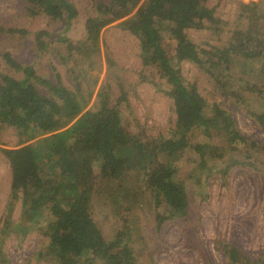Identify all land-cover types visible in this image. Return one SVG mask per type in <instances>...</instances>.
<instances>
[{
  "label": "rangeland",
  "instance_id": "obj_1",
  "mask_svg": "<svg viewBox=\"0 0 264 264\" xmlns=\"http://www.w3.org/2000/svg\"><path fill=\"white\" fill-rule=\"evenodd\" d=\"M66 1L77 10L70 21L33 15L24 0H0V83L2 75L23 76L22 69L5 61L4 53L8 52L42 79L57 84L59 75L82 112L97 111L99 95H106L127 132L141 133L149 141L170 136L175 114L172 99L164 92L170 83L156 62L142 56L146 36L138 26L144 20L145 0L133 6H114L112 0ZM238 1L252 0L207 1L223 23L220 34L214 33L209 22L203 28L180 33L167 22L158 21L157 42L169 57L186 50V40L198 50L222 48L240 23ZM253 1L264 13V0ZM259 16L263 21V15ZM9 28L23 31L9 33ZM253 51L252 56L233 54L229 65L217 62L200 67L183 60L178 66L183 82L195 83L208 107L218 104L227 109L248 142L253 139L258 143L254 155L264 159V96L260 93L264 90V44ZM33 80L41 92L53 95L45 84ZM210 133L207 136L195 127L188 133L189 145L176 156L158 155L161 162L177 168L175 177L182 183L188 202L183 210L166 215L160 226L152 191L157 180L134 173L130 183L136 194L129 204L105 185L102 161L92 158L87 175L92 218L107 243L119 241L120 246L130 249L133 264H231L217 248V241L227 242L257 264H264V169L245 162L224 172L230 158L240 159L246 146L228 143L217 130ZM19 143L16 130L0 123V148ZM203 143L210 149L221 147L223 157L209 152L206 165L201 167L195 147ZM10 184V165L0 152V236L8 259L5 264H25L47 246L43 229L49 215L27 226L30 222L21 216L20 200L9 214ZM80 206L67 198L68 211L76 212ZM37 263L49 264L43 259Z\"/></svg>",
  "mask_w": 264,
  "mask_h": 264
},
{
  "label": "trees",
  "instance_id": "obj_2",
  "mask_svg": "<svg viewBox=\"0 0 264 264\" xmlns=\"http://www.w3.org/2000/svg\"><path fill=\"white\" fill-rule=\"evenodd\" d=\"M24 1L33 15L44 14L50 19L66 17L68 21L77 15L76 8L66 0ZM139 1L112 0V4L133 6ZM207 1H144V20L138 26L146 36L142 56L146 61L156 62L167 77L170 87L164 92L172 99L175 114L171 135L155 141L145 139L141 133L127 132L117 108L110 105L106 95H99L97 111L82 112L71 91L61 84L59 75L57 84L42 79L33 73L31 67H22L10 53H4L5 61L15 69H22L23 73L20 78L2 75L0 83V123L13 127L20 137L18 145L0 148L11 169L7 210L10 214L20 200L21 216L30 222L29 227L38 223L44 214L49 215L43 229L48 237L47 246L25 264H38L41 259L49 264H133L130 249L120 246L119 241L107 243L92 218L89 206L91 187L87 178L92 158L102 161L100 168L105 185L111 188L115 197L129 204L133 203L136 194L130 183L134 173L157 180L152 191L157 203L158 226L166 215L172 216L188 204L183 185L175 177L177 168L161 162L158 155L176 156L189 145L188 133L195 127L202 128L207 136L217 130L228 143L240 142L246 146L240 159L230 158L224 172L245 162L264 169V159L254 155L258 143L253 139L248 142L227 109L218 104L208 107L196 84L183 82L178 66L183 60L200 67L217 62L229 65L233 54L252 56L253 49L264 44V20L261 21L259 16L262 14L264 18V13L258 2L238 1L240 23L232 29L222 48L198 50L192 41L186 40L187 49L169 57L157 42L158 21L167 22L180 33L190 28H203L205 22H209L215 34L223 32L220 17ZM7 31L23 30L9 28ZM33 79L45 84L53 95L41 92ZM260 93L264 96V90ZM36 137V141H30ZM195 148L201 167L206 165L209 152L217 158L223 157L219 146L210 149L209 144L203 143ZM67 198L80 202L76 212L65 208ZM216 244L231 264H257L227 242L217 241ZM2 246L0 236V264H5L8 259Z\"/></svg>",
  "mask_w": 264,
  "mask_h": 264
}]
</instances>
